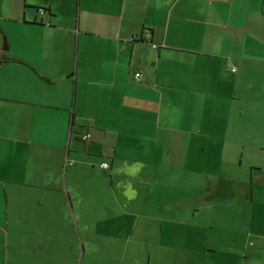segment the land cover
Returning <instances> with one entry per match:
<instances>
[{
	"label": "crops",
	"instance_id": "crops-1",
	"mask_svg": "<svg viewBox=\"0 0 264 264\" xmlns=\"http://www.w3.org/2000/svg\"><path fill=\"white\" fill-rule=\"evenodd\" d=\"M0 58V264L3 225H44L32 264L68 225L84 264H150L264 206V0H0Z\"/></svg>",
	"mask_w": 264,
	"mask_h": 264
},
{
	"label": "rangeland",
	"instance_id": "rangeland-1",
	"mask_svg": "<svg viewBox=\"0 0 264 264\" xmlns=\"http://www.w3.org/2000/svg\"><path fill=\"white\" fill-rule=\"evenodd\" d=\"M257 162L264 168V150L257 151ZM230 202V201H229ZM235 203V201H234ZM251 209V207H249ZM247 208L243 210V218L235 223L233 221L234 213L227 211L226 219L223 223L216 222L214 227L209 225H200L201 228L193 233V241L186 242L184 229L167 230L162 235V246H153V253L150 264H264V206L253 205L252 210ZM249 209V210H248ZM200 219V217H197ZM203 220V217H201ZM198 221V220H197ZM227 224V225H222ZM8 227L9 234H3V244L9 243L11 257L17 260V264H32L28 262L27 256L33 253L28 251L26 246L29 238H34V234L43 233L44 225H3ZM33 227V228H31ZM67 245L65 247V262L60 264H84L80 255L82 248L77 242L75 225H68ZM138 225H124L121 230L125 238H139ZM62 228V227H61ZM207 228V229H206ZM32 233L30 234V230ZM171 240L172 242L168 241ZM254 242L252 245L250 242ZM167 243V247L163 246ZM208 243L209 247L216 248L218 256H208L199 254L200 243ZM236 242L235 245H232ZM150 246L141 247L140 255L145 256L150 250ZM163 256L155 253V250ZM134 247L126 248L125 257H131L135 254ZM39 253L38 257L41 264H49L47 255ZM78 255V256H77ZM24 257L25 259H20ZM23 260V261H22Z\"/></svg>",
	"mask_w": 264,
	"mask_h": 264
},
{
	"label": "built area",
	"instance_id": "built-area-1",
	"mask_svg": "<svg viewBox=\"0 0 264 264\" xmlns=\"http://www.w3.org/2000/svg\"><path fill=\"white\" fill-rule=\"evenodd\" d=\"M146 36H148V35H146ZM152 47L153 48H156L157 47V45H155V44H153L152 45ZM234 70V69H233ZM134 77L136 78V79H139L140 77H141V74H140V72H136L135 74H134ZM90 134L89 133H86L84 136H83V140H87L88 138H90ZM71 164V163H70ZM102 168H107L108 167V164L107 163H102Z\"/></svg>",
	"mask_w": 264,
	"mask_h": 264
},
{
	"label": "trees",
	"instance_id": "trees-1",
	"mask_svg": "<svg viewBox=\"0 0 264 264\" xmlns=\"http://www.w3.org/2000/svg\"><path fill=\"white\" fill-rule=\"evenodd\" d=\"M43 10H45V9H43ZM4 61H5L4 58H0V64H1L2 62H4Z\"/></svg>",
	"mask_w": 264,
	"mask_h": 264
}]
</instances>
